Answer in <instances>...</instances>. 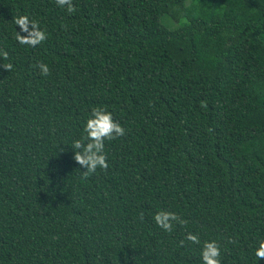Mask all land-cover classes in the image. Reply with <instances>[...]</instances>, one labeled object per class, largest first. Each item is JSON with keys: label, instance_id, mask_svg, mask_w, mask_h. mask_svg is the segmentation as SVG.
<instances>
[{"label": "trees", "instance_id": "16d2710c", "mask_svg": "<svg viewBox=\"0 0 264 264\" xmlns=\"http://www.w3.org/2000/svg\"><path fill=\"white\" fill-rule=\"evenodd\" d=\"M73 3L0 0V264H201L186 232L264 264V0ZM18 14L47 40L18 44ZM97 105L126 133L84 180L71 144Z\"/></svg>", "mask_w": 264, "mask_h": 264}, {"label": "clouds", "instance_id": "9594fccd", "mask_svg": "<svg viewBox=\"0 0 264 264\" xmlns=\"http://www.w3.org/2000/svg\"><path fill=\"white\" fill-rule=\"evenodd\" d=\"M57 7L72 14L76 12V7L73 0H55ZM13 24L19 26L20 32L16 31L15 39L20 45L36 47L44 43L47 38V32L41 28L39 21L30 19L26 14H18L13 18ZM66 28V26H62ZM25 33V35H22ZM9 60L8 52L0 49V68L11 72L13 64L6 62ZM34 67L39 70L41 76H49V65L43 61H38ZM126 133L125 128L116 120L113 119L112 113L107 106H93L85 119L82 135L79 138L73 139L71 144L72 159L84 171H78L82 179L87 180L90 176L100 171L109 169L108 155L106 154V142L114 141L123 137ZM60 151H64L61 146ZM140 219L143 220V213L140 214ZM155 225L165 233L171 234L175 226L186 227L188 220L182 218L177 213L160 209L153 215ZM188 241L192 245H199V257L201 264H221V246L216 240L201 241L200 237L193 232H186L183 239L179 241L182 247ZM227 243L235 245L237 241L232 237L227 238ZM254 255L258 260H264V237L257 241V246L254 248Z\"/></svg>", "mask_w": 264, "mask_h": 264}]
</instances>
